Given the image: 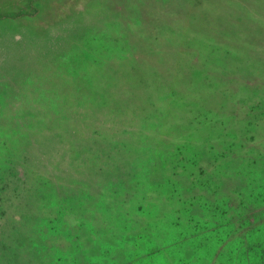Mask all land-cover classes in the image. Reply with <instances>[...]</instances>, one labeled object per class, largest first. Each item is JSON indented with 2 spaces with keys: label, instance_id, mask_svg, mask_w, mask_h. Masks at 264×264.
Segmentation results:
<instances>
[{
  "label": "rangeland",
  "instance_id": "obj_1",
  "mask_svg": "<svg viewBox=\"0 0 264 264\" xmlns=\"http://www.w3.org/2000/svg\"><path fill=\"white\" fill-rule=\"evenodd\" d=\"M0 264H264V0H0Z\"/></svg>",
  "mask_w": 264,
  "mask_h": 264
}]
</instances>
